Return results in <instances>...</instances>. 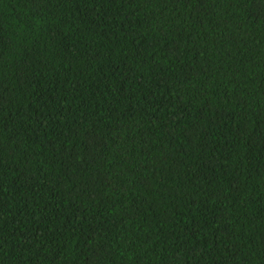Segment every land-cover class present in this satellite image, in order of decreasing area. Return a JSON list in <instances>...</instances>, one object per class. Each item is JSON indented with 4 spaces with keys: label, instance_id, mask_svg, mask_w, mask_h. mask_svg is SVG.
I'll return each instance as SVG.
<instances>
[{
    "label": "trees",
    "instance_id": "1",
    "mask_svg": "<svg viewBox=\"0 0 264 264\" xmlns=\"http://www.w3.org/2000/svg\"><path fill=\"white\" fill-rule=\"evenodd\" d=\"M0 264H264V0H0Z\"/></svg>",
    "mask_w": 264,
    "mask_h": 264
}]
</instances>
